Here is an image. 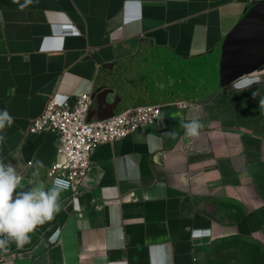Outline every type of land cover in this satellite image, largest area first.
<instances>
[{
	"label": "crops",
	"instance_id": "crops-1",
	"mask_svg": "<svg viewBox=\"0 0 264 264\" xmlns=\"http://www.w3.org/2000/svg\"><path fill=\"white\" fill-rule=\"evenodd\" d=\"M238 78L264 86V0H0V111L14 117L0 160L17 191L51 187L59 136L27 132L50 97L90 93V121L162 107L154 125L98 147L83 186L0 264H207L232 239L264 264V137L206 121L207 93ZM193 119L199 138L180 126Z\"/></svg>",
	"mask_w": 264,
	"mask_h": 264
},
{
	"label": "built area",
	"instance_id": "built-area-1",
	"mask_svg": "<svg viewBox=\"0 0 264 264\" xmlns=\"http://www.w3.org/2000/svg\"><path fill=\"white\" fill-rule=\"evenodd\" d=\"M90 93L77 95L73 103L50 97L43 113L33 119L27 132L55 133L59 136L57 160L48 171V180L68 181L67 192H77L92 168L93 152L104 144L123 140L157 123L162 115L160 105L134 107L112 117L90 121ZM184 106L183 103H178ZM30 164V163H29Z\"/></svg>",
	"mask_w": 264,
	"mask_h": 264
},
{
	"label": "clouds",
	"instance_id": "clouds-1",
	"mask_svg": "<svg viewBox=\"0 0 264 264\" xmlns=\"http://www.w3.org/2000/svg\"><path fill=\"white\" fill-rule=\"evenodd\" d=\"M13 123L14 117L7 109L0 111V143L6 138L4 130ZM180 126L185 135L192 138H199L203 127L198 119L182 122ZM169 135L174 137L175 133ZM156 147L157 144H150V148ZM30 185L32 187L27 191H17L25 186L21 176L11 163L0 160V250L7 251L13 243L18 248L30 243V234L62 210L59 201L61 193L69 186L67 180L56 178L48 188L31 182Z\"/></svg>",
	"mask_w": 264,
	"mask_h": 264
},
{
	"label": "rangeland",
	"instance_id": "rangeland-1",
	"mask_svg": "<svg viewBox=\"0 0 264 264\" xmlns=\"http://www.w3.org/2000/svg\"><path fill=\"white\" fill-rule=\"evenodd\" d=\"M206 121L229 130L264 137V86L257 80L236 79L207 93ZM256 202L264 203V164L254 171ZM241 241V240H240ZM235 239L218 244L206 259L207 264H243L245 249Z\"/></svg>",
	"mask_w": 264,
	"mask_h": 264
},
{
	"label": "trees",
	"instance_id": "trees-1",
	"mask_svg": "<svg viewBox=\"0 0 264 264\" xmlns=\"http://www.w3.org/2000/svg\"><path fill=\"white\" fill-rule=\"evenodd\" d=\"M240 241V240H237ZM245 249H241L240 253L243 254L245 260L243 264H263L262 252L247 242L240 241Z\"/></svg>",
	"mask_w": 264,
	"mask_h": 264
},
{
	"label": "water",
	"instance_id": "water-1",
	"mask_svg": "<svg viewBox=\"0 0 264 264\" xmlns=\"http://www.w3.org/2000/svg\"><path fill=\"white\" fill-rule=\"evenodd\" d=\"M255 43H256V47H255V48H257V47L259 46V42H258V41H256Z\"/></svg>",
	"mask_w": 264,
	"mask_h": 264
}]
</instances>
